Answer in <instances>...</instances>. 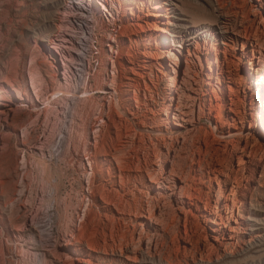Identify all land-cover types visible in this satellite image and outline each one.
Returning <instances> with one entry per match:
<instances>
[{
    "label": "rangeland",
    "instance_id": "rangeland-1",
    "mask_svg": "<svg viewBox=\"0 0 264 264\" xmlns=\"http://www.w3.org/2000/svg\"><path fill=\"white\" fill-rule=\"evenodd\" d=\"M174 1L177 6L147 16L145 12L148 9L140 11L139 3L134 0H0V264H84L81 260L88 256L79 253L76 238L82 228L87 226L89 231L92 226L89 223L88 228L87 219L91 213L87 207H92L89 206L90 177L93 175L91 178L95 179L98 176L96 183L107 181L97 166L106 158L99 150L126 141L128 137L125 133L134 130L138 135L134 147H130L132 159L137 162L140 158L146 164L144 155L150 151L153 160L150 167L164 174V177L158 175L162 187L159 188L149 177L145 165L141 172L136 169L130 172L126 189L120 188L119 176L115 184L106 183L113 189V194L119 193L127 203L130 202L133 212L124 216L134 220L136 240L141 230L150 228L154 232V225H157L139 212L140 205L147 207L149 197L157 192L163 194L161 196L173 206V210L170 207L172 212L168 232L161 236L159 242L162 256L156 254L153 259L129 262L195 264V258L200 257V253H194L195 249L206 252L205 245L213 242L211 234L214 232L210 226H214V223L203 217L207 213L206 205L215 209L224 179L227 174H236L248 188L249 196L253 194L252 204L248 199L249 210L246 214L251 215V223H256V231L262 235L260 242L244 246L243 250L240 248V251L219 261L205 264H264V175H260L264 170V115L261 113L260 97L254 89L259 73L251 68L254 57L251 44L255 42L252 39L245 47L243 42L246 40L236 35L238 29L246 26L252 30V37L262 36L258 38L264 42V0ZM78 3L87 8L89 23H85L84 33L75 11ZM130 8H134L135 14L131 13ZM223 20L233 40L215 31ZM139 21L149 31H132L133 26L132 30L128 28L131 22ZM204 25L210 31L198 39L200 50L193 44L189 51L188 45L181 39L185 30L194 33ZM78 53L82 55L80 63L83 67H80V72L75 69ZM143 59L150 62L142 69L145 77L141 78V89L138 90L127 86V83L128 77L134 76L133 69L141 70L139 64H143ZM219 64L224 65L226 75L219 73ZM34 68L39 71H33ZM32 73H38V80L34 76L36 85L45 96L57 90L65 92L61 97L57 93L58 97L51 104L53 110L46 107L48 111L44 113L46 105L37 100L30 79ZM7 77L12 83L6 81ZM221 79H224L223 83H220ZM230 88L234 93V102L230 100ZM68 91L77 92L80 96L77 94L75 99H71L67 96L70 94L66 93ZM179 93L193 98H189L194 100L193 105L190 102L185 108L188 115H193V121L189 116L175 117V113H179ZM21 94L23 99L19 96ZM66 100L72 101L78 110L79 106L81 109L87 108L85 115L76 120L78 131L73 132L74 125L68 118L63 127L64 133L59 135V131L52 128L57 119L54 111L57 108L63 110ZM32 101L36 102L37 108L32 107ZM37 109L40 115H37ZM69 111L71 116L73 109ZM251 112L254 117L249 115ZM36 115L38 122L30 124ZM142 119H148L145 120L147 123H142ZM26 124L31 128V144L22 142L20 127ZM251 124L252 132H249ZM120 135H123L122 139ZM185 135L189 136V140L183 148H179L180 151H168L166 146L159 145L160 151L155 153V145H151L150 141L157 142L158 136H177L182 147ZM61 138H64L63 144L60 143ZM247 141L249 144L245 155L242 148ZM54 144L55 155L50 156L48 149ZM250 150L256 152L251 162L247 157ZM65 152L69 158L78 159L81 167L82 188L78 197L84 199V208H78L74 216L76 222L69 226L74 233L66 232L58 240L61 227L58 225L54 189L50 192L44 167L38 162L45 158L53 163ZM23 157L27 161L24 170L21 166ZM259 161L260 166L255 171ZM55 167H50L54 176L56 170L52 169H57ZM26 168L30 176L25 174ZM103 173L106 178L109 177L107 169ZM22 176L26 177L23 180L27 186L25 193H21ZM183 182L192 184L193 191L202 197V201L198 202L199 207L178 203L177 196ZM65 185L70 191L67 180ZM231 188L230 183L228 192ZM67 192L65 188L62 190V199ZM119 194L114 196L119 197ZM99 198L96 202H101ZM135 205L138 213L134 210ZM154 213L158 216L159 209ZM112 214L119 215L115 209ZM83 222L86 226L81 224ZM80 224L84 227H80ZM186 228L190 237L186 234ZM31 230L35 231V236L31 235ZM147 240L144 238L140 241L144 250L148 247ZM84 248L88 250L86 246ZM151 248L155 252V243ZM170 257L172 260L169 262Z\"/></svg>",
    "mask_w": 264,
    "mask_h": 264
},
{
    "label": "bare ground",
    "instance_id": "bare-ground-1",
    "mask_svg": "<svg viewBox=\"0 0 264 264\" xmlns=\"http://www.w3.org/2000/svg\"><path fill=\"white\" fill-rule=\"evenodd\" d=\"M135 1H137V3H139L138 7H139L140 11L144 12L146 10V8L148 9V11L145 12V15H147V16L154 15V14H156V12H160L163 9H170V6L171 7H174V5L177 6V4L175 3L174 0H163V1L162 0L161 1L160 0L159 1L158 0H134V2ZM259 1H262V0H259ZM130 9H131V13L135 14L134 8H130ZM151 9L155 10V12L152 11ZM75 11H77L78 20H80L82 23V24H79V26L83 30V33H84L85 23H87V24L89 23L88 18H87V8L85 7V5L78 3V5L75 8ZM142 19H143V17H142ZM145 22L148 23L147 21H145ZM128 25H130V27H128L129 29L132 28L131 26L134 27V30L131 29L132 31H138V32L149 31V28H145V26L143 25V23H141V21H139L138 23L131 22ZM186 27H189V26L187 25ZM124 28H126V27H124ZM251 29H252V27H251ZM122 31H124V30H122ZM185 31H184L185 34H183L181 39H182V42H184L186 45H188L189 51H191L190 47L193 44H196V46L198 47V50H200V44H199L198 39L201 36L205 35V33H207V31L209 32L210 29L206 25H204V26L200 27L199 29H197V31L194 33H192V31H189V30H185ZM215 31L218 32L219 34H221L223 37H230L232 40L234 39L232 36L228 35L229 30H228L227 24L224 20L216 26ZM238 31H244V32L237 33ZM250 31H252V30H249L246 26H244L243 29L237 30L236 35L237 36L240 35V37H242L243 39L246 40V42H243V45H245V47H246V43L248 45V42L250 40L252 41V39H253V42H255L254 44H251L253 46L252 50H253V56H254L253 57V63H252L253 66L251 68L253 70H256V72L259 73L257 76L258 81L255 82V88L254 89L260 97L261 110H262L261 113H262V115H264V42H261L260 41L261 39L258 38V37H262V36H258V37L253 36L252 37V34H251L252 32H250ZM262 39H264V38H262ZM81 40H83V39H81ZM77 49H78V51L80 50V48H77ZM82 51H83V49H82ZM80 53H82L81 50H80ZM80 53H78V56H79L78 61H77L78 63H77V66L75 67L77 72L78 71L80 72L81 71L80 69H82L80 67H83L81 65L82 59L80 57H82V55H80ZM143 53L146 54V52H143ZM47 62H46V64H47ZM149 62L150 61H148L147 59H143V64H139L141 66L140 67L141 70H136V69H133V67H131L133 69L134 76L128 77L129 81L127 83V86L136 87V89H138V90L141 89V81L140 80H141V78L145 77V72L142 69H144L149 64ZM50 64H52V63H50ZM30 69H32V68H30ZM35 69L36 68H34L33 71H35V72L39 71V70L36 71ZM49 69H51V68L49 67ZM218 69L220 70L219 73L226 75V70H224L223 64H219ZM16 72H17V70H16ZM35 72H33V73H35ZM33 73L30 75L31 76L30 77L31 84H32L33 88L35 89V95L37 97V100L41 101L43 104L46 105L43 108L44 113H46L48 111V110H46V107L47 108L50 107V109L53 110L51 104H52L53 99L56 98L57 95H59L57 93H60V97H61V94L64 95L65 92L63 90H57L56 92H53V94H50L48 97H47V95L45 96V94L42 92V89L41 90L38 89L39 87L36 85V80L39 79V76L36 75L38 73L35 74L36 80L34 77L35 75ZM48 73H49V70H48ZM15 74H17V73H15ZM75 75H76V73H75ZM51 76H53V75L51 74ZM37 77H38V79H37ZM6 81L12 83V81L9 80V77H7ZM223 82H224V79H221L220 83H223ZM39 85H40V83H39ZM85 90L87 91V89H85ZM230 90H231L230 91L231 92L230 100L232 102H234L235 101L234 96H233L234 93H233L232 88H230ZM43 91H45V90H43ZM72 92L73 91L66 92V93H70V94H67V96H70L71 99H75V97L77 96L78 93L77 92L72 93ZM88 92H89V90L87 91V93ZM22 95L23 94H21L19 96H20V98L23 99ZM188 96H190V95L188 94ZM190 97H187L184 93L183 94L179 93V105L177 106V110L179 111V113H175V117L177 119L183 118V116H189V119H191L193 121V119H192L193 117H191L193 115L190 116L185 111V108L188 107L189 103L191 102V104H192V102L194 101V100L193 101L190 100L189 99ZM63 101H64V99H63ZM32 102H33L32 107H36L37 106L36 102L35 101H32ZM64 106L65 107L63 108V110L60 108H57L56 111H54V114L57 117V119H56V123L54 124V127H52V128L55 129L54 131L58 130L59 135H62V133H64L63 127L66 124V121L68 118L71 119L72 125H74L73 126L74 128L71 125V130L73 128L74 129L73 132H75V130L78 131V128H77L78 125L76 124L77 123L76 120L79 119V117L82 118L83 115H85L84 114L86 112L85 108H87L85 106L83 109H81L82 107L79 106L80 110H78L76 107L74 108V106L72 105V101L70 102V100H68V101L66 100ZM70 108L73 109V113L71 111V113H72L71 116H70V111H69ZM39 111L40 110L37 109V111H36L37 115L41 114V112L39 113ZM191 111H193V110H191ZM231 111H233L232 108H231ZM51 112L53 113V111H51ZM51 112H49V113L51 114ZM87 114L89 116V113H87ZM37 115L35 116V119L32 118L33 120L30 121V124L34 125L35 123L38 122V118L36 119ZM249 115L254 117L253 112H251ZM146 117H147V115H146ZM48 118H50V117H48ZM53 120L51 123H53ZM145 120H148V119H144V120L142 119V123H147V121H145ZM47 122H49V121H47ZM78 123H79V121H78ZM121 123H122V121H121ZM118 124H119V122H118ZM192 125H195V124L193 123ZM125 126H126V123H125ZM249 127H250L249 132H252V129H251L252 124ZM116 128L118 129V126H116ZM120 128H122V126H120ZM30 129L31 128L28 124L21 125V127H20V130L22 132V142L24 144H27V143L31 144V142L33 140ZM157 130L162 132L161 128L160 129L158 128ZM51 132H53V130ZM119 132H121V131H119ZM71 133H72V131H71ZM137 133L138 132L136 130H134V132H132V131L128 132V133L126 132L125 135L127 134V137H128L127 140L125 139L126 141L121 142L119 144L116 143L117 145H115V143H114L113 146L103 147L102 149L99 150L101 155L106 156L105 160H103L102 163H99V165H97V166H99V168L101 170L100 174H101V176H103V178L105 180L109 181L110 184H115L116 178H117V176H119L120 188L124 189L126 186L127 179L129 180V178L131 177L130 172L132 170H135V169L137 171L141 172L144 168V165H145V167L147 168V172L149 173V177H152L153 182L156 183L159 188H161L162 182H160L158 175L161 174L164 177V174H162V172H160V170L157 171L154 169V167L153 168L150 167V166H152L151 161H153L150 158V151H147L144 155L145 156L144 162L146 164H144L142 162V160H140V158L137 159V162H134L132 159L133 154L131 153L130 147L133 146L134 140L138 135ZM46 136H47V134H46ZM122 136L120 137L121 139H122ZM72 137H73L72 140L75 139L73 135H72ZM172 137L168 138L165 136H158L157 142H154V140L150 139L151 145L152 144L155 145V149H154L155 153H157V151H160L158 148L159 145L166 146L168 151H170V150L178 151L179 148H183L186 144V141L189 140V136L185 135L184 136L185 140L183 142V145H182V147H180L181 145H180V142L178 143V137L177 136H172ZM63 140H64V138H61L60 143H62ZM69 140H70V138H69ZM105 142H106V140H105ZM110 142H111V140H110ZM62 144L61 145L59 144L60 147H62ZM105 144H107V143H105ZM248 144L249 143L247 141L244 148H242V152L245 155H246V152L248 151ZM103 146H105V145H103ZM56 147H57V149L59 148L58 146H56ZM53 148L55 149V144L53 146H51L50 149L47 148L48 151L50 152V154H48V155H50V156L55 155ZM252 150H250L247 154L249 162H251L252 160L254 161L255 156H256L254 154L256 152H253ZM55 151H56V149H55ZM165 154L168 155V152H166ZM259 158H258V160H259ZM260 160H261V158H260ZM38 163L43 165V167H44L43 173H45L44 176L46 177L48 183L50 184V187H49L50 192L52 191V189H54V196H55L54 199L56 200V209L58 212V213L57 212L56 213L58 214V217H59L58 218V223H59L58 225L61 227V229L58 232V236H57V239L59 240L60 238H63V236L65 235L66 232L68 233L69 231H72V232L74 231V230H70L71 228L69 229V226L71 224H73V222H74L75 212L78 210V208L80 206L82 207V203H83L84 199L81 200L78 197V193H80V190L82 188V185H81L82 181L80 178L81 177V167L78 164V159H76L74 157L69 158V156L66 155V152H65V154L64 153L60 154L58 156V159H56V161H53V163L47 162L45 160V158L39 160ZM260 163H261V161L257 162V167H255V169H254L255 171L260 166ZM21 166H22L23 170L25 167H27V161L25 160V157H23ZM51 166H56L55 168H57V169H52V170H56V173H55V171H53L55 173V176L53 175V173L50 169ZM91 166H92V163H91ZM106 169H107V172L109 175L108 178H106L104 173H103V170H106ZM27 171H28V169L26 168L25 174L30 173ZM263 171L264 170L262 169L261 174H260L261 177L264 175ZM181 174H183V173H181ZM27 175L30 176L29 174H27ZM24 176H26V175H24ZM24 176H22L23 178L21 180V185H22L21 193H25L24 190L27 187L23 184L24 183L23 180H24V178H26ZM183 176H184V174H183ZM91 177H90L91 180H90V185H89V193H90L91 199L89 202V206L92 205V207H95V209L92 207H87L86 205L85 206L88 209L90 208V211H91V213H89V218H87L88 219V228L90 227L89 223H92V226H91V230L88 231V229L86 228L87 227L86 223L85 224H84V222L81 223V224H84V226H86V227L81 229L80 234H78L77 238H76L77 239L76 246H77L78 250L80 251L79 253L88 256V257L82 258V260H81L82 263H84V264H133L134 262H138V261H146L149 258L153 259V257L156 254H158L161 257L162 256V251H161L162 249L158 248L160 238H161V236L164 237V234L168 232V226L170 223L169 218H170V214H171L170 212H172V210H173L172 209L173 206H170L171 204L169 202H167L164 199V197H162L164 195L157 192L156 195L151 196L147 199V202H146L147 207H144L143 206L144 204L142 206L140 205L141 209H139L140 210L139 212H141L142 215H144L147 219L152 220L157 225H154V232H152V230H150V228H148V230H144L142 228L143 230H141L139 232L138 240H136V237L134 234L137 230L136 224H134L135 222H134V220H132V218L125 217L126 214L130 215V213L133 212V209L131 208V206L129 204L130 202L127 203V200L125 198H122L119 193L115 192V194H119V197L114 196L115 195V194H113L114 191H112L113 189L108 187L109 184L106 183L107 181L101 182L102 181L101 180L100 183H96L98 176L97 177L95 176V179L91 178ZM165 178L167 179L166 176H165ZM185 178H186V176L184 177V179ZM241 179L239 177H237L236 174H227L226 178L223 181V187H222V189H220V193H219V197H218L219 202L215 206V209L213 210L210 205H208V204L206 205V212L207 213H204L203 217H205L206 221H210V222L214 223V226H212V225L210 226V228L214 232L213 234H211L213 242L205 245V249L207 250V251L205 250L206 252H204V250L201 251L200 249H195L194 253H200V257L197 259L195 258V264H205L207 262L210 263L213 261H219L220 259H223L227 256L233 255L235 252H237V250H239L240 248L242 249L244 246H249V245L253 246V245H257L258 242H260V237L262 235L257 233V231H256V229H258L257 225H256V223H253V222L251 223L250 222V220L252 219L251 215L246 214V211L249 210L248 209V199L250 198L249 199L250 204H252L253 194H251L249 196L248 188L242 184ZM66 180H67V182H69V185L71 187L70 191L68 190L69 189L68 185H65ZM246 181H248V180H246ZM183 183L184 184H181L182 186H180L179 194L177 196L178 203H183V204L188 203L189 205H196L197 207H199L198 202L202 201L201 200L202 197L197 195L196 192L193 191V188H191V187H193L192 184H189L188 182H183ZM230 183L232 184V188L228 192V186ZM163 184H164V182H163ZM46 186H47V184H46ZM30 187L32 188V185H30ZM169 187L170 186H168V188ZM64 188L68 192H67L66 197H64L62 199L61 193H62V190ZM176 188H178V186ZM251 192H253V191H251ZM98 196L101 198V202L100 201L96 202V199ZM186 199H188V201H186ZM136 203H138V205H139V202H136ZM135 207H137V206L135 205L134 208ZM170 207L172 209L171 211H170ZM82 208H84V206ZM114 209L119 214L118 216H114L115 214H112V211ZM136 209L137 208H135L134 210L136 211ZM157 209H159V215L158 216H156V214L154 213V211ZM236 210H237V212H236ZM27 211L28 210L26 208V212ZM136 212L138 213V211H136ZM86 213H88V212H86ZM145 213H148V215H146ZM24 215L26 216V214H24ZM171 216H173V215H171ZM129 217H131V216H129ZM186 218L188 219L187 214H186ZM173 219L171 221H173ZM75 222H76V219H75ZM81 224H80V227L83 226V225L81 226ZM33 226H31V227H33ZM33 229H34V227H33ZM160 230L163 232H161ZM30 232L32 233V234L30 233L31 235L35 236V234H34L35 231L31 230ZM73 233H72V235L74 237ZM186 234L188 235V237H190L187 228H186ZM144 238L148 239L147 240L148 241V243H147L148 247L146 250L142 249V247L140 245V241H142ZM36 240H37V238H36ZM154 243H155V252H153L152 248H151V246ZM84 246H86L88 248V250H86L84 248ZM158 251H160V252H158ZM170 260H172L171 257L169 258L168 261L170 262ZM129 261H133V263H131Z\"/></svg>",
    "mask_w": 264,
    "mask_h": 264
},
{
    "label": "built area",
    "instance_id": "built-area-1",
    "mask_svg": "<svg viewBox=\"0 0 264 264\" xmlns=\"http://www.w3.org/2000/svg\"><path fill=\"white\" fill-rule=\"evenodd\" d=\"M82 49V48H81ZM84 50V52H85V49H83Z\"/></svg>",
    "mask_w": 264,
    "mask_h": 264
}]
</instances>
